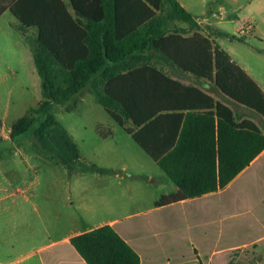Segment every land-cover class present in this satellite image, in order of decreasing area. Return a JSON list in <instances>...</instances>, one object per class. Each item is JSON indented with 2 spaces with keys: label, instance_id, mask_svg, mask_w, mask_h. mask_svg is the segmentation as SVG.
I'll return each instance as SVG.
<instances>
[{
  "label": "trees",
  "instance_id": "trees-1",
  "mask_svg": "<svg viewBox=\"0 0 264 264\" xmlns=\"http://www.w3.org/2000/svg\"><path fill=\"white\" fill-rule=\"evenodd\" d=\"M6 12L16 19L17 29L33 36V57L42 79L38 107L14 123L10 139L30 136L39 154L71 170L80 168L78 145L52 110H75L81 94L88 91L180 188L162 196L157 206L225 186L264 149V131L252 120H238L229 106L247 107L264 120V91L209 32H199L196 17L178 0H0V18ZM189 31L195 32L186 37ZM160 60L193 76L196 84L172 79ZM202 79L212 82L226 102L203 92L198 84ZM159 88L198 94L206 100L203 106L216 107L218 141L203 147L187 145L184 139L186 143L172 153L205 149L206 159H161L169 148L152 141L154 123L167 110L158 102ZM210 115L207 126L214 132L216 119ZM1 124L0 118V128ZM80 170L111 171L96 164ZM70 241L87 264H141L139 254L109 224Z\"/></svg>",
  "mask_w": 264,
  "mask_h": 264
},
{
  "label": "rangeland",
  "instance_id": "rangeland-1",
  "mask_svg": "<svg viewBox=\"0 0 264 264\" xmlns=\"http://www.w3.org/2000/svg\"><path fill=\"white\" fill-rule=\"evenodd\" d=\"M183 1L226 33L220 41L243 36L238 52L264 77V0ZM16 22L10 12L0 18V264H53L52 252L72 248L64 237L152 205L162 188L151 176L163 171L88 91L75 110L52 112L78 145V166L96 164L111 173L71 170L39 154L30 136L10 139L14 123L42 98L33 36ZM240 25L251 29L242 33Z\"/></svg>",
  "mask_w": 264,
  "mask_h": 264
},
{
  "label": "crops",
  "instance_id": "crops-1",
  "mask_svg": "<svg viewBox=\"0 0 264 264\" xmlns=\"http://www.w3.org/2000/svg\"><path fill=\"white\" fill-rule=\"evenodd\" d=\"M178 1L193 14L186 2ZM194 16L202 29L199 32H209L211 39L264 91V77L252 71L236 48L235 43H246L243 36L237 37L239 39L227 38L226 44L218 38L226 36V33L213 28L209 15ZM175 24L184 29L189 27L185 22ZM239 28L242 29L243 26L240 25L238 30ZM248 28L251 29L250 26ZM194 32L189 31L185 36L190 37ZM159 63L172 79L182 81L186 85L196 84L193 76L182 73L163 60ZM198 84L203 92L216 101L226 102L223 94L209 80L202 79ZM156 94L158 102L167 108L158 115V119L155 117L157 120L152 133L155 146L169 148L168 153L163 154L161 159H206L205 149L199 152L188 149L185 153H172L186 143L184 139L187 140V145L199 144L203 147L218 141L216 107L209 109L203 106L206 100L201 96L187 94L178 88H159ZM193 102L200 105L191 106ZM229 106L238 120H252L264 131V120L255 111L232 103ZM210 113L216 119L214 132L207 126ZM129 127L132 128L131 125ZM122 129L124 130L123 127ZM185 130L187 134L183 137ZM111 172L112 170L109 173ZM151 181L157 182L162 188L152 205L125 216L124 219L112 218L95 227L64 237L63 244L72 248L68 251L52 252L53 257H57L53 264H87L72 246L70 239L106 224L112 225L132 246L139 254L141 264H264V149L225 186L167 205L157 206L156 202L164 195L178 193L180 188L164 171L163 174L152 175ZM65 252L71 257L61 258ZM41 264H48V261L41 260Z\"/></svg>",
  "mask_w": 264,
  "mask_h": 264
},
{
  "label": "built area",
  "instance_id": "built-area-1",
  "mask_svg": "<svg viewBox=\"0 0 264 264\" xmlns=\"http://www.w3.org/2000/svg\"><path fill=\"white\" fill-rule=\"evenodd\" d=\"M248 29H249V28L244 27V28L242 29V33H245Z\"/></svg>",
  "mask_w": 264,
  "mask_h": 264
}]
</instances>
